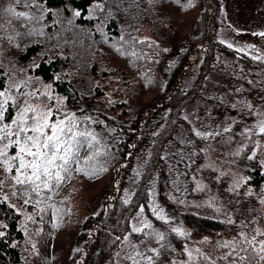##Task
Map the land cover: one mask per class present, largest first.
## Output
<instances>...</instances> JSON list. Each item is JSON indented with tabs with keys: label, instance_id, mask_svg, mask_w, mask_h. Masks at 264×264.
<instances>
[{
	"label": "trees",
	"instance_id": "obj_1",
	"mask_svg": "<svg viewBox=\"0 0 264 264\" xmlns=\"http://www.w3.org/2000/svg\"><path fill=\"white\" fill-rule=\"evenodd\" d=\"M170 1L99 0L105 7L88 17L92 0H40L49 8L65 9L61 23H54L57 17L51 13L36 23L26 24L24 18L17 19L18 64L35 78L50 83L64 98L63 104L69 111L93 117L95 123L88 122L87 126L95 130L108 153L100 157L108 181L102 185L92 209L79 219L68 264H115L124 235L139 236L131 232V225L141 204L145 205L144 214L153 226L165 234L164 240L155 238L150 244L162 246L161 256L148 251L146 254L153 255L157 264H170L175 258L184 257L187 235L171 231L178 223L193 234H221L236 239L241 230L248 234L253 231L250 211L237 208L232 201L220 215L211 213L207 205L198 210L190 205L183 208L179 201L199 197L194 177L201 169L204 145L217 136L197 137L191 131L188 104L201 99L214 115H244L242 103L231 101L220 91L213 95L206 91L208 76L220 68V54L236 57L244 69L251 71L264 68V62L229 47L218 37L224 20L222 0H191L187 7L191 12L187 30L176 20L173 24L171 10L164 6ZM66 5L83 12L71 24L67 22L71 10ZM19 9L25 10L23 5ZM101 22L107 41L97 30ZM40 23L47 24L45 34H29L33 27L39 29ZM117 42L122 45L121 51L114 47ZM133 50L135 56L130 54ZM5 76L0 66V88L5 85ZM147 91L151 94L143 98ZM245 93L259 100L264 109L263 76L259 77V90ZM189 140L191 144L187 143ZM246 152L244 149V155ZM252 159L236 165L248 177L246 186L259 191L264 183V166ZM125 189L130 197L128 203H124ZM11 191L6 187L0 189L9 194L11 203L19 205L23 198L11 197ZM243 200L249 202V197ZM150 201L173 218L171 226L152 215ZM0 221L7 225H0V231L6 233L0 237V264H22L29 241L21 212L0 199ZM76 248L81 251L74 252ZM223 255L211 258L217 264H228ZM198 259L199 264H208L203 256ZM193 263L197 264V257Z\"/></svg>",
	"mask_w": 264,
	"mask_h": 264
},
{
	"label": "rangeland",
	"instance_id": "obj_2",
	"mask_svg": "<svg viewBox=\"0 0 264 264\" xmlns=\"http://www.w3.org/2000/svg\"><path fill=\"white\" fill-rule=\"evenodd\" d=\"M190 1L185 0L177 3V0H171L164 5L171 10V17L174 18L173 24L176 20L180 27L183 25L185 30L188 29L191 19V12L188 11V6L185 5L192 4ZM7 3L8 0H0V66L6 73L5 84L32 77V82L28 87L21 86L19 89H12L13 93L28 92L29 90L44 93V86L51 84L35 78L24 70L21 71L22 66L17 62L15 27L18 18L4 13L3 9L7 6ZM222 9L224 20L219 27L218 37L222 41L226 40L237 45L238 47L235 49L238 51H240V48H244L245 50L240 52L251 53L252 57L264 53V36L259 35L260 31H264V0H222ZM236 29H241V31L237 32ZM248 44H254L256 47L247 48ZM217 61L220 68L216 73L208 76L206 91L212 95L214 93L218 94V91H220L225 97L232 99L233 102L242 103L244 106L245 102H251L254 107L248 109L245 106L244 115L240 114L232 118L227 115H214L206 101L201 99L191 101L188 104L187 114L191 124L201 131L218 134H216V138L208 140L203 147L204 154L200 164L201 169L194 177L199 197L188 200L183 199L179 202H181L183 208L190 205L196 210L207 205L211 208V213L215 215L222 214L228 204L230 205L233 202L234 206L237 205V208L243 207V210H249L252 217L256 218L253 219L252 225L254 228L252 230L257 227L264 230V202L260 199L261 196H264V183L262 190L259 191L251 186H246L245 180L238 187L236 186V181L241 177H245L243 170L236 165V162L243 161L246 163L251 160L249 156L251 155V149L256 147L255 141L257 139L261 141V144L257 148L253 159L257 163L264 159V134H260L255 130L251 137L242 134L245 126L254 127V121L259 118L255 113L264 112L261 102L245 93V91L254 92L259 90V77H264V68L255 71L244 69L236 57L228 54H220ZM261 61L264 62V60ZM48 91L52 92L50 100L46 95L42 98L33 96L30 97V100L36 103L43 102L49 107L58 105L59 102L56 97L62 96L57 94L52 86ZM150 94V91H147L143 98H147ZM23 99V97H19L17 104L23 103ZM62 106L65 113L69 111L64 104ZM13 111L10 108L9 114ZM233 120L236 123L230 129L232 132H225V126L232 124ZM246 141V146L240 149V145L245 144ZM244 149H247L245 155ZM90 150L85 146L81 151V156H86ZM0 180L6 181L5 184H0V189L2 187L9 188L8 184L12 183L10 179H7L3 167H0ZM106 181H108V178L104 171L97 172L94 176L74 172L70 179L61 182L60 187L53 196L54 202L60 209V214L55 219L51 207L46 208L44 212H40L34 204H25L24 199H22L17 207L22 209L21 218L24 231L27 232L25 236L29 241L22 264H68L67 261L74 246L73 240L79 219L86 215L88 209H92V204L96 202L97 195L100 194L102 185ZM249 187H251V192H249ZM168 191L166 190V192ZM168 194L173 197L171 192H168ZM246 197H249V202L243 200ZM241 200H243V205L239 203ZM86 204L90 206L86 208L84 206ZM28 214H32L33 218L31 220L25 219ZM135 219L139 222L140 217ZM165 225L171 226V220L167 221ZM177 226L185 228L184 225L179 223ZM153 228L157 229L154 226ZM185 230L187 238L183 244V249L187 246L193 252L194 257L191 264H194L193 261L197 257L196 249L215 258L228 252V248L223 246L222 242L234 238L221 234H193L188 229ZM144 231L151 232L152 229L146 228ZM159 231L162 232V230ZM251 234H253V231ZM129 236L133 244L143 241L139 245V250L144 254H147L146 249L151 247L150 244L155 239L154 235L145 236L143 233H139L136 238L132 233H129ZM205 237H208V239H205ZM262 238L264 236H258L257 240ZM33 244H35V248H33ZM130 251L129 243L123 238L117 251L115 264H131V261L126 258ZM184 254V257L174 259L176 264L188 260L187 254Z\"/></svg>",
	"mask_w": 264,
	"mask_h": 264
},
{
	"label": "snow or ice",
	"instance_id": "obj_3",
	"mask_svg": "<svg viewBox=\"0 0 264 264\" xmlns=\"http://www.w3.org/2000/svg\"><path fill=\"white\" fill-rule=\"evenodd\" d=\"M179 2L180 0H177V3ZM20 5H23L27 10H18ZM185 6L187 7L188 5ZM104 7L105 5L100 3L99 0H92L87 9V16L93 17L98 9H103ZM65 8L71 10V17L67 20L69 24L76 17H80L83 14L80 8H71V5H66ZM32 9H35V11ZM64 10L61 8H49L46 2L41 3L40 0H8L7 6L3 9L4 13L10 14L11 17L24 18L26 24L44 21L48 13L57 17L54 23H61L60 17ZM110 12L111 10H109ZM46 27V23H40L39 29L33 27L29 34L38 32L39 35L43 36L45 34L43 29ZM97 30L101 32L102 38L107 41L108 37L104 34L103 22L97 26ZM236 31L239 32L241 29H236ZM16 35L20 34L16 33ZM259 35L264 36V31H260ZM10 39L12 38L10 37ZM119 39L121 41L124 39L123 34H121ZM223 42L228 44L229 47H238L229 41L225 40ZM114 47L118 51L122 50V45L118 42L114 44ZM246 47L255 48L256 46L248 44ZM164 50L167 51V49ZM239 50L244 51L245 49L240 48ZM124 54L128 55L129 53L125 52ZM130 54L135 56L136 52L133 50ZM254 59L264 60V53L254 57ZM57 78H59L58 75ZM31 82L32 77H27L18 82L5 84L0 88V167H3L7 179L12 181L11 184H8V187L12 189L11 197H22L25 204H34L40 212H44L46 208L51 207L53 218L55 219L60 214V209L54 202L53 196L60 187L61 182L70 179L74 172L94 176L97 172L105 171L104 163L100 157L108 155V153L105 151V146L100 145V138L95 130L87 126L88 122L95 123L93 117L89 115L78 116L73 111L65 113V109L62 106L63 97H56L59 103L52 107L47 106L43 102L36 103L30 100V97L39 96L42 98L45 95L50 100L52 92L48 91V89L51 85L44 86V93H38L35 90L13 93L12 89H19L21 86L28 87ZM19 97L24 98L23 103L17 104ZM245 106L248 109L254 107L251 102H245ZM232 107L235 108L236 104H233ZM10 108L14 110L11 114H9ZM249 114L251 115L252 113ZM255 115L259 118L254 121V127L245 126L242 134H247L251 137L254 130L264 134V112H257ZM184 119L188 120V117L185 116ZM234 123H236L235 120H233L232 124H227L224 131H229ZM110 131H115V129H110ZM191 131L197 137H208L218 134L201 131L195 126L191 128ZM181 143H184V141H181ZM187 143L191 144L192 141L189 140ZM246 143L247 141L245 144H241L240 149H243ZM255 144L256 147L251 149L249 159L255 157L261 141L257 139ZM85 146L91 150L86 156L82 157L81 151ZM260 163L264 165V159ZM133 171L136 170L134 169ZM247 179L248 177H241L236 181V186L238 187L241 182ZM5 183V180H0V184ZM116 183L119 184V181H116ZM124 191L126 193L124 203H128L130 199L127 196L128 190L125 189ZM149 192H151V189H149ZM249 192H251V187H249ZM0 199L8 202L9 206L15 209L16 212L22 211L16 204L11 203L8 193L0 192ZM260 199L264 202V196H261ZM150 206L152 215L159 220L167 222L173 219L165 213L163 208H159L151 201ZM144 213L145 205L141 204L139 205V211L136 213L140 220L137 222L133 218L131 232L143 233L145 236L154 235L157 241L164 240L165 234L158 229H154L152 220L148 219ZM32 218V214H28L25 217L27 220ZM253 219L256 218L253 217ZM0 225L7 227L4 221H0ZM244 226V222L241 221V227L243 228ZM145 228L152 229V231L145 232ZM171 231L179 236L187 235L186 230L181 226H174ZM25 234H27L26 230ZM5 235L4 231H0V237ZM258 236H264V230L259 227L255 228L251 235L245 231H240L239 239L233 238L232 240L223 241V246L228 248V253L224 254L222 258L228 261V264H264V238L257 240ZM205 239H208V237H205ZM124 240L129 243L131 249L130 254H127L126 257L131 261V264H157L153 255H146L139 250V245L143 241L133 244L130 241L129 234L124 235ZM12 243L15 244V241ZM161 247H150L146 251L151 252L156 257H160ZM33 248H35V244H33ZM168 248L171 249L172 245L169 244ZM80 251V248L74 249V252L78 253ZM183 251L187 254L188 260L182 261L181 264H191L194 257L193 252L187 246L184 247ZM196 254L197 264H199L198 258L200 256H203L208 264H217L216 260H212L211 257L199 249H196ZM229 255L233 259L229 260ZM170 264H176V261L172 260Z\"/></svg>",
	"mask_w": 264,
	"mask_h": 264
}]
</instances>
